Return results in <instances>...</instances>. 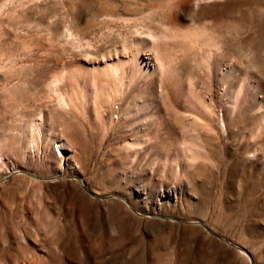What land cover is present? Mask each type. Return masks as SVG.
<instances>
[{
    "label": "rangeland",
    "instance_id": "374dc122",
    "mask_svg": "<svg viewBox=\"0 0 264 264\" xmlns=\"http://www.w3.org/2000/svg\"><path fill=\"white\" fill-rule=\"evenodd\" d=\"M0 264H264V0H0Z\"/></svg>",
    "mask_w": 264,
    "mask_h": 264
},
{
    "label": "bare ground",
    "instance_id": "6f19581e",
    "mask_svg": "<svg viewBox=\"0 0 264 264\" xmlns=\"http://www.w3.org/2000/svg\"><path fill=\"white\" fill-rule=\"evenodd\" d=\"M142 59V58H141ZM140 59V57L139 56H135V62H136V64H137V66L141 63V60ZM142 64H143V62H142ZM150 64V63H149ZM154 65H155V63H153L152 65H150L149 67H145L144 68V70L146 71V72H149L151 69H152V67H154ZM141 67V66H140ZM142 67H144V66H142ZM143 69V68H142ZM85 188V187H84Z\"/></svg>",
    "mask_w": 264,
    "mask_h": 264
},
{
    "label": "water",
    "instance_id": "95a60500",
    "mask_svg": "<svg viewBox=\"0 0 264 264\" xmlns=\"http://www.w3.org/2000/svg\"><path fill=\"white\" fill-rule=\"evenodd\" d=\"M85 189L88 191V189L85 187ZM236 246V245H235Z\"/></svg>",
    "mask_w": 264,
    "mask_h": 264
}]
</instances>
